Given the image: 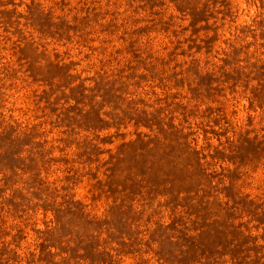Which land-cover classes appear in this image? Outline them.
<instances>
[{
	"label": "rangeland",
	"instance_id": "1",
	"mask_svg": "<svg viewBox=\"0 0 264 264\" xmlns=\"http://www.w3.org/2000/svg\"><path fill=\"white\" fill-rule=\"evenodd\" d=\"M0 264H264V0H0Z\"/></svg>",
	"mask_w": 264,
	"mask_h": 264
}]
</instances>
